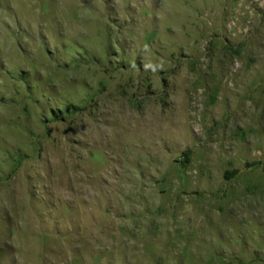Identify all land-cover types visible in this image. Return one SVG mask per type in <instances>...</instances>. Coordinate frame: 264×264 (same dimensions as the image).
<instances>
[{"label": "rangeland", "instance_id": "1", "mask_svg": "<svg viewBox=\"0 0 264 264\" xmlns=\"http://www.w3.org/2000/svg\"><path fill=\"white\" fill-rule=\"evenodd\" d=\"M0 264H264V0H0Z\"/></svg>", "mask_w": 264, "mask_h": 264}]
</instances>
